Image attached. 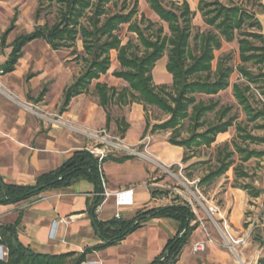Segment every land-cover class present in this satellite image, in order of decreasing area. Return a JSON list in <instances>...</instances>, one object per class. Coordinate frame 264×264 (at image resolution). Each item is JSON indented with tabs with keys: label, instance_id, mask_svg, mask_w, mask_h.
Instances as JSON below:
<instances>
[{
	"label": "trees",
	"instance_id": "trees-1",
	"mask_svg": "<svg viewBox=\"0 0 264 264\" xmlns=\"http://www.w3.org/2000/svg\"><path fill=\"white\" fill-rule=\"evenodd\" d=\"M59 6L56 23L49 26L36 27L32 32L18 36L12 43V52L4 66L6 72L13 71L15 65L23 55V48L34 40H44L53 50L73 48L81 40L84 56L82 62L84 69L76 80L64 93V108L71 100L86 91L94 80H99L111 68V51H117V59L121 69L113 72V76L128 83L122 90L109 88L108 85L98 83L96 90L100 103L107 113L109 127L112 117L109 107L113 102L118 105H127L134 102L142 104L146 111L148 107H157L170 114L169 120L151 125L146 117L147 131L173 130L169 143L174 146L191 149L202 145L211 147L217 136L227 133L234 124V118H228L230 107H221L219 103L210 98L207 102L198 101L196 94L216 96L230 87V76L234 69L230 66V57L223 56L213 70L215 51L220 50L224 43L238 42L241 65L237 71L244 80L233 85V95L247 116V121L256 123L264 120V105L257 100L254 91L264 96V22L257 15L241 6H227L220 0H199L198 10L207 26L217 32L210 31L202 34L197 43L198 54L190 47L192 35V20L195 12L187 1L182 3L171 2L167 8L166 0H148L150 8L167 24L168 34L163 26H157L141 16L136 20L138 10L136 5L127 12L125 7L121 12L108 15L107 6L117 0H49ZM262 1V0H260ZM263 5L262 3L260 4ZM18 14L14 17L10 27L2 35V45L6 46L9 34L15 28ZM147 26L143 27V23ZM129 25V31L137 35V42L129 40L123 44L117 35L121 25ZM246 27L258 32L246 30ZM257 42V44L255 43ZM259 43V44H258ZM168 50L167 72L172 76V87L156 86L154 84L153 70ZM253 63L258 67L257 74L253 73L246 64ZM257 105V106H256ZM261 105V106H260ZM216 111V122L207 123L205 117L208 113ZM189 119L192 124V135L186 139L180 137V123ZM118 133H126V121H117ZM205 131L200 132L205 126ZM124 126V127H123ZM257 129H264L257 125ZM240 132H245L240 126ZM244 141L254 144H264V136H255L251 133L241 135ZM244 163L253 158L264 157V151L250 150L247 147L237 146ZM223 153L220 151L219 156ZM233 153H225L219 157V166L209 172L200 180L201 185L211 184L217 178L226 174L233 166L231 157ZM133 156H108L105 160L123 163ZM191 157H183L187 162ZM236 177H248L243 171L234 169ZM1 179V178H0ZM87 180L93 183L98 191H102V173L100 161L88 150L77 151L60 168L38 177L35 186H19L0 182V206L16 205L21 202L38 198L41 194L64 189L73 184ZM254 197L259 192L250 185H241ZM167 190L151 189L153 198L169 196ZM178 196L176 200H179ZM102 201L98 198L97 207ZM186 202H175L167 206L141 211L131 220L113 218L107 222L94 221V226L103 240V244L86 252H67L60 255L37 253L25 246L18 236L20 219L14 224L0 226V244L9 250L7 261L0 264H83L87 255L96 250H102L114 245L128 235L142 227L147 218H165L176 221L179 230L172 239L168 240L162 254L151 264H176L184 247L189 241L191 233L200 225L196 215ZM196 221L194 225L192 222Z\"/></svg>",
	"mask_w": 264,
	"mask_h": 264
},
{
	"label": "crops",
	"instance_id": "crops-1",
	"mask_svg": "<svg viewBox=\"0 0 264 264\" xmlns=\"http://www.w3.org/2000/svg\"><path fill=\"white\" fill-rule=\"evenodd\" d=\"M183 1L190 4L189 0ZM16 14L19 17L18 10L14 11L9 25L0 30V178L2 182L19 186H35L39 176L60 168L77 151L98 148L106 153L105 158L115 156L109 153L113 152L110 149L112 147L110 139L115 136V131H118L117 121L112 120L110 126H106L107 113L100 103L96 85L103 83L109 88L117 89L118 84L105 80L109 77L123 83V88L128 87V83L115 78L113 76L115 70L111 72L110 68L107 74L102 75L99 80H94L95 84L92 82L86 91L74 97L64 108V93L76 79L73 80L70 77V69L63 61L40 58L30 50L36 43L42 41L53 52L59 51L53 50L44 40L28 43L23 48V55L13 71L4 70L12 52L11 45L18 37L9 41L10 35L17 27L18 18L14 30L7 38L6 46L2 45L1 39ZM166 65L167 63L164 64L165 68L163 66V72H167ZM92 87H94L93 91H91ZM132 104L136 105V102ZM137 104L144 110L142 104ZM119 106L127 110L131 104ZM136 111L135 115L133 113L126 118H121L126 121V133L124 136L118 133L120 138L116 137L123 144L120 146V151L129 154L125 156H133V158L123 163L112 160L103 161V159L100 163L105 190L114 192L128 188L135 189L132 206L117 208L115 200L110 198L106 202L101 201L95 207L99 198L97 194L100 191L93 183L81 180L68 188L47 191L30 201L0 206L2 224H14L20 219L19 240L37 253L49 255L67 252L82 253L103 244L94 226L95 220L107 222L117 218V213L122 219L131 220L139 212L145 211L144 208L147 205L158 204L159 200L152 197L151 189L148 188L151 200L143 203L142 209H135L127 215V210L137 205L136 192L148 186L147 183L153 171V168H147L145 160L150 161L148 156L159 161L162 159L163 164L169 166L183 161L186 150L183 147L171 145L169 141L168 145L161 143L156 133L147 131L143 111L141 113L139 110ZM135 125H138L137 130L133 129ZM227 133L219 134L217 139L224 137ZM146 138L150 139L148 147H146ZM139 147L146 151H140L144 153V156L134 154L135 151L139 152ZM230 170L226 173L227 176L233 172ZM136 174L143 177L142 184L135 177ZM232 176L231 174L229 178L231 181H233ZM209 185L214 191L218 182L214 180ZM240 186V184L230 186L224 196L223 206L219 207L221 217L226 220V227L235 238L245 236L246 215L255 206L251 204L250 199L257 200V209L260 204H264V181L257 179L252 186L259 192L257 197L252 196ZM177 197L173 196L172 203L180 202V199L176 200ZM101 204H103L102 208L98 210ZM54 221L59 224L55 238H51L50 232ZM195 222L193 221L192 225ZM205 226L213 237L214 228L211 223L205 222ZM178 230L179 224L174 220L150 217L146 219L142 227L122 241L102 250L90 252L86 260L99 261L103 264H136V261L149 260L147 264H151L162 254L168 240L176 236ZM142 233L143 235H140ZM205 239L206 234L198 225L191 233L176 264H264L263 220L257 222V231L249 238L246 246L237 250L235 254L215 245H208L205 252L193 253L194 243ZM214 240L219 241L216 238ZM157 242L160 244H157L158 247L155 246V250L151 253L149 251L151 246Z\"/></svg>",
	"mask_w": 264,
	"mask_h": 264
},
{
	"label": "rangeland",
	"instance_id": "rangeland-1",
	"mask_svg": "<svg viewBox=\"0 0 264 264\" xmlns=\"http://www.w3.org/2000/svg\"><path fill=\"white\" fill-rule=\"evenodd\" d=\"M210 1V0H208ZM171 2L181 3L183 0H166L164 5L167 8H171ZM192 10L195 12V16L192 20V35L190 39V47L193 50L195 54H198V47L197 43L199 42V38L202 34L208 33V32H217L214 28H211L207 26L204 22V19L201 15V13L198 11V3L199 0H189ZM220 2L224 5L231 6V5H237L241 6L246 10H249L250 12H253L257 15V18L264 22V0H220ZM263 4L262 6L260 4ZM136 5L138 14L136 16V20L139 21L141 16H145V18L157 26H163L165 29V32L168 34V27L167 24L162 22L159 17L152 11L150 8V4L148 0H117V2L110 3L108 8V15H112L118 12L122 11V8H127L125 12H127L129 9L134 7ZM18 10L19 17L17 21V27L14 30V32L10 35L9 41H12L16 36H19L21 34L32 32L36 27L39 26H53L58 18V10L59 6L56 4V2H50L49 0H0V30L3 29V27H7L10 23V20L14 14V11ZM143 27L147 26V22L143 23ZM129 25L124 24L121 25L119 30L116 32L117 35L121 38L123 44H126L129 40H134L137 42V35L134 33H131L129 31ZM246 30H249L251 32H258L255 29H251L249 27H246ZM257 44V42H255ZM259 44V43H258ZM32 52L40 57V58H54L56 60L63 61L66 67H69L70 71V77L75 80L78 75L83 71L84 64L82 62V57L84 56L83 51V44L82 41L79 40L76 45L73 48L69 49H61L58 52H53L50 50L44 42H39L34 45L32 49ZM117 51H112L110 56L112 60V66H111V72L112 71H118L120 70V65L117 60ZM223 56H229L230 57V66L233 67L234 71L232 75L230 76V87L227 88L224 91H221L216 96H205V95H199L196 94V98L198 101H205L207 102L210 98H212L214 101L219 103V107L216 109V111L219 110V108L223 107H230L231 111L225 118L227 120L228 118H234V124L229 129L228 133L224 137H219L217 141L211 145V147H206L204 145L200 147L193 146L191 149H185V156L191 157V159L187 162L180 161V163L175 165H164V160L160 159L157 160L156 158L152 156H148L149 160H145L147 163V168L151 169L153 168V171L150 175L148 186L147 188L140 189L136 192V199H137V205L134 208H131L127 210V215H130L132 212H134L135 209H142L144 206L143 203H146L147 201H150L151 198L149 196V189L154 190H167L170 192L171 196H161L159 195L156 199L159 200L158 204H149L147 207L144 208V210H149L151 207L157 208L158 206H165L169 205L173 202V196H179L180 202L183 201L184 197L177 194V191L182 192L184 195L189 196L195 204L197 205V209L199 212V217H196L197 221L200 223V218L202 219L203 223L210 222L213 226V238L218 239L219 241H216L218 245H215L221 249H225L232 253H237V250L240 248L246 246V244H239L234 245V250H231L226 245L225 238L221 235V232L219 229L215 226V224L212 222V220L209 218L206 207L208 204H212L218 207V209L221 212V209L219 207L223 206L225 202V194L230 186H238L240 185H255V181L260 180L264 181V158L263 159H251L250 161L244 163L242 161V155L237 151V146L245 148L247 147L250 150H260L264 151V144H254L250 141H244L241 138V135L251 133L255 136H264V129H257V125H263L264 126V120H259L256 123H250L247 121V116L245 112L243 111L242 107L237 103L234 95H233V85L235 83H240L244 81L240 74L237 71V67L241 65L240 56H239V45L237 41H234L232 43H224L223 47L220 50L215 51V60L213 62V70L216 69L218 60ZM168 61V50L165 52L163 58L157 63L155 70H154V84L158 87L160 86H167L169 88L172 87V76L168 72H163V66ZM246 66L255 74L258 72V67L254 65L253 63H248ZM165 68V66H164ZM106 81L111 80V82H115V84H118L117 89L122 90L123 83L120 81H116L114 78H107ZM119 82V83H118ZM94 83V82H93ZM95 84V83H94ZM264 86V84H263ZM94 90V87H92L91 91ZM96 95V94H95ZM255 98L257 100H261L264 105V96H261L259 94V91H254ZM257 106V105H256ZM261 106V105H260ZM133 107V108H132ZM143 113L144 117H147L150 121L151 125L154 124H161L170 118V114L160 110L157 107H148L146 111L141 109V105L131 104L129 109H124L120 107L116 102H113L111 106L109 107V111L112 117L113 122L114 121H120L121 118H126V116H130L131 114L135 115L137 114V111ZM216 111L208 113L205 117L207 123L214 124L216 122ZM180 137L179 139H186L189 138L192 133V124L189 119L183 120L180 125ZM240 126L245 130V132H240L237 127ZM207 125L199 130L200 132L205 131L207 129ZM134 130L138 129V125H135L133 127ZM157 137H159L161 143L168 145L169 138L172 137L173 130L168 131H157L155 132ZM114 137L110 139V142H112V147L110 149L113 150L112 153H109L111 155L115 156H125L129 155L126 152L120 151V146H123V144L118 140L117 138H120L118 135V131H115ZM117 137V138H116ZM143 151L142 147H139V152ZM220 151H222L223 155L225 153H233V156L231 157V160L234 162L232 169V178L233 181H231L229 178H231V174L227 176L225 174L222 177L217 178L215 181L218 182V185L215 186L214 191L210 188V185H201L200 180L204 178L206 175L209 174V172L215 170L218 166V159L219 157L223 158L222 156H219ZM146 152V151H143ZM143 152H140L144 154ZM136 156V155H135ZM152 160V161H151ZM238 167L239 174L243 171L245 174L248 175V177H236L234 169ZM230 170V171H231ZM137 179L140 180V184H142L143 177L141 175H135ZM251 204H254L255 206L250 209V211L246 215V224L245 226V232L242 238H235L234 239H244V238H251L255 231H257V222L264 221V204H260L257 209V200L254 198H251ZM253 200V201H252ZM256 202V203H255ZM154 203V202H153ZM157 203V202H156ZM146 205V204H145ZM124 212V211H123ZM220 217H216V220L218 221L219 227L223 228L226 226L224 224V221H221ZM200 227L202 228L201 224ZM140 235H143L140 234ZM250 240V239H248ZM150 242V240L148 241ZM249 242V241H247ZM146 246H147V242ZM159 245L160 243L157 242L156 244L152 245L150 250L151 253L155 250V246ZM151 245V244H150ZM150 245L148 247H150ZM158 247V246H157ZM149 260H141L136 261V264H147Z\"/></svg>",
	"mask_w": 264,
	"mask_h": 264
},
{
	"label": "built area",
	"instance_id": "built-area-1",
	"mask_svg": "<svg viewBox=\"0 0 264 264\" xmlns=\"http://www.w3.org/2000/svg\"><path fill=\"white\" fill-rule=\"evenodd\" d=\"M146 147H148L150 145V139L146 138ZM89 152L95 156L96 158L99 159L100 163L102 162V160L105 158L106 153L103 150H99L98 148H93V149H89ZM134 154L139 155V156H144L142 153L140 152H134ZM104 182L102 179V187H103V191L99 192L97 194V197L101 198L103 202H106L108 199L113 198L115 200V205L117 208L120 207H124V206H132L134 203V193H135V189L134 188H128V189H122V190H117L114 192H110L104 189ZM177 194L181 195L184 197L183 201L186 202L187 206H189L192 211L194 212V214L196 215V217H199V212L197 209V205L195 204L194 201L187 195H184L182 192L177 191ZM102 205L98 207V210L102 208ZM206 212L209 216V218L212 220V222L215 224V226L219 229V231L221 232V235L225 238L226 240V245L231 249L234 250V245H239V244H246L249 238H244V239H234V237L231 235V233L229 232L228 228L226 226H224L223 228L219 227L218 221L216 220V217H220L221 216V212L218 209L217 206L212 205V204H208V206L206 207ZM117 219H120L121 216L119 213H117L116 215ZM0 219H1V213H0ZM221 221H224V224H226V220L224 218H220ZM65 221V220H64ZM199 222V221H198ZM59 222L54 221L52 224V229L50 232V237L51 238H55L56 236V229L58 226ZM202 226L203 231L206 234V239L204 241H198L196 243H194L193 247H192V251L193 253H199V252H205L207 250L208 245H218L217 242H215V240L213 239V237L210 235V233L208 232L205 224L203 223L202 219L200 218V223ZM2 225V222L0 221V226ZM9 257V250L6 248L5 245L0 244V261L4 262L7 261ZM83 264H103L99 261H86Z\"/></svg>",
	"mask_w": 264,
	"mask_h": 264
},
{
	"label": "water",
	"instance_id": "water-1",
	"mask_svg": "<svg viewBox=\"0 0 264 264\" xmlns=\"http://www.w3.org/2000/svg\"><path fill=\"white\" fill-rule=\"evenodd\" d=\"M0 182L2 183V180L0 179ZM189 207V206H186ZM94 216V209L92 210V217Z\"/></svg>",
	"mask_w": 264,
	"mask_h": 264
}]
</instances>
